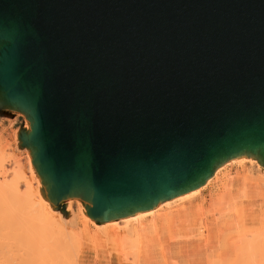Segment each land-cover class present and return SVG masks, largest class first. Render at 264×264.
Returning a JSON list of instances; mask_svg holds the SVG:
<instances>
[{"label":"water","instance_id":"water-1","mask_svg":"<svg viewBox=\"0 0 264 264\" xmlns=\"http://www.w3.org/2000/svg\"><path fill=\"white\" fill-rule=\"evenodd\" d=\"M0 108L98 222L264 164V0H0Z\"/></svg>","mask_w":264,"mask_h":264},{"label":"rangeland","instance_id":"rangeland-1","mask_svg":"<svg viewBox=\"0 0 264 264\" xmlns=\"http://www.w3.org/2000/svg\"><path fill=\"white\" fill-rule=\"evenodd\" d=\"M29 122L21 112L0 108V180L8 179L9 182L18 185L19 197L23 200L24 208L21 221L8 228L9 214L4 207L7 195L5 188H0V254L5 255L6 259L10 258L8 256L25 255L23 249H32L31 251L35 249L33 253L38 255L41 246L44 249L41 252L45 253L47 258L56 259L54 249L57 247L54 246L57 245L53 242L58 243L57 239L62 238L61 242L63 241L65 246L63 240L65 238V242L69 239V243L66 242V246H69L67 252L64 251L66 246L63 251H59L64 253L66 259L69 255L72 256L67 259L70 264H80L82 260L84 264H235L234 259L237 257L240 264L252 261L247 262L246 257H240L241 254H237L239 249L236 248L240 245L238 232L250 235L264 234V175L256 168L250 166L246 168V165L241 163L221 170L217 179L209 178L199 187L200 194L191 204L176 202L163 207L154 225L148 226L151 218L143 220V224L148 227L142 229L140 243L136 239L140 246L135 244V240L129 244L133 240L127 242L126 237L132 236L125 237L124 233L127 234L132 224L128 226L124 224L119 228L115 224L116 230L101 232L96 228L97 220L88 214L89 202L80 197L68 198L59 205L51 201L43 178L33 163L31 151L22 146L19 137L22 131L29 130L27 126ZM247 169H251L253 174L248 175L245 184ZM234 177L245 187L232 194ZM217 193H222L223 199L214 202V194ZM229 203L231 205L228 209ZM216 205H227L225 217L215 212ZM114 219L110 220L111 224L116 222ZM57 222L66 226L64 233L61 234L63 226L58 233L59 228L55 226ZM54 228H57L55 229L57 233ZM135 245L139 246V250L134 247ZM3 257H0V261L6 264L8 260L5 261V258L2 260ZM30 257L32 258V255ZM34 258L36 260L37 256ZM65 258L61 260L64 261ZM242 260L245 262L241 263ZM249 264H264V255L255 258L253 263Z\"/></svg>","mask_w":264,"mask_h":264},{"label":"bare ground","instance_id":"bare-ground-1","mask_svg":"<svg viewBox=\"0 0 264 264\" xmlns=\"http://www.w3.org/2000/svg\"><path fill=\"white\" fill-rule=\"evenodd\" d=\"M27 126H28V128H29V130L27 131V132H30L31 130H32V123L31 122H29L28 124H27ZM241 163H244L245 165H246V168L248 167V166H250V167H252V168H256L257 170H258V172H260V174L261 175H264V164L257 158V157H255V156H251V155H247V154H241V155H239V156H235V157H232V158H230L229 160H227V161H225L224 163H222L219 167H217V169L215 170V173L213 174V176L212 177H210V178H216L217 179V177L219 176V172L221 171V170H223V169H226V168H228V167H230V166H233L234 164H241ZM1 167V166H0ZM1 169V168H0ZM247 175L244 177V183H247V180H248V175H252L253 174V172H252V170L251 169H247ZM255 175V174H254ZM18 176V175H17ZM0 188H5L4 190L6 191V197H5V204H4V207L6 208V211L8 212V214H9V217H8V224H9V226H8V228L12 225V224H15V222H20L21 221V218H22V211H23V200L19 197V192H20V190L18 189V185L16 184V183H14V182H9L8 181V179H5V180H0ZM199 194H200V191H199V187L198 188H195V189H193V190H191V191H188V192H186V193H183V194H181V195H179V196H177V197H174V198H172V199H168V200H164V201H161L160 203H158L157 205H155L153 208H151V209H147V210H138V211H135L134 213H132V214H129V215H127V216H124V217H121V218H115L114 219V221H116L114 224H111V222L110 221H106V222H98L97 221V226H96V228L97 229H99V230H101V232H111V231H113V230H116V227L114 226L115 224H117L118 225V228H119V226H121V225H131L132 224V227L131 228H129V230H127L129 233L131 232V231H133L134 233H132V235H130V234H128V232H127V234L126 233H124L125 235V237L128 235V236H132L131 238H128V237H126L127 238V242H130V241H132V242H130L129 244H132V243H134L135 241V244H137V245H139L138 243H137V240L139 241V243H140V240H141V237H142V229H145L144 227H148V226H151V225H154V224H156L157 223V218H158V216H159V214H161L160 213V211H161V209L163 208V207H165V206H169L170 204H172V203H176V202H189L190 204L199 196ZM232 203V202H231ZM231 203H229L228 204V206L227 205H216L215 206V212H217V213H219L218 215H221V217H225V215H226V213H225V210H226V208H225V206H227L228 207V209H229V207H230V205H231ZM184 204V203H183ZM59 205V204H58ZM176 205V204H175ZM175 205H174V207H175ZM183 206V205H182ZM186 206V205H185ZM177 207V206H176ZM232 207V206H231ZM178 208V207H177ZM230 210H232V209H230ZM167 211H169V210H167ZM167 211H164V212H167ZM229 212H231V211H229ZM234 212V211H233ZM167 215H168V213H166ZM234 214V213H233ZM20 217V218H19ZM231 217V216H230ZM17 218H18V220H17ZM147 218H151V222L149 223L150 225H148V226H146V225H144L143 224V220H145V219H147ZM10 221V222H9ZM13 222V223H12ZM57 225V226H56ZM205 225H206V223H205ZM55 226L56 227H58L59 229H57V228H54V231H55V229H57L58 230V233L59 232H61V231H59V230H61V227H62V232H61V234L62 233H64L65 231H66V229H65V225H63L62 223H56L55 224ZM60 226V227H59ZM155 227V226H154ZM153 227V228H154ZM206 227V226H205ZM212 228V227H211ZM207 229H208V226H207ZM207 229H206V231H207ZM154 232H155V229H154ZM53 233V232H52ZM55 233H57L56 231H55ZM119 233V232H118ZM118 233H117V235H118ZM156 233V232H155ZM238 235H240L239 237V239H240V245H239V248H236V249H239V252L237 251V254H241L240 255V257L242 256V257H246V259L245 258H243V259H245V260H247V262H249V261H251V262H249V263H253V260L255 259V258H257V257H259V256H263L264 255V234L261 236L260 234H243V233H240L239 234V232L237 233ZM135 235V236H134ZM134 237H136V238H134ZM122 238H123V235H122ZM126 238H124V240L126 239ZM177 238V237H176ZM60 239V240H59ZM59 239H57L58 240V243H56V242H53V244L54 245H57V246H54V248L55 247H57V248H55L54 250H55V252H56V259H53V257L52 258H47V256L46 255H44L45 253H43V252H41V251H44V249H43V246H41V247H39V250H40V254H38L39 256H41V257H43V258H41V259H43V260H41L40 258H39V256L37 255V253H33L34 251H35V249H34V251H31L32 249H21L22 251H24V254L25 255H23L22 256V254L21 255H14V256H8V257H10V258H8V259H6L5 258V255H2V254H0V257H3V258H1L2 260L4 259L5 261L6 260H8V262H6V264H11L12 262V264H36V263H34V262H37V261H39L38 262V264H40V263H44V261L47 259V261H45V263L44 264H66V262L70 259V257L72 258V256H70L69 255V259L67 260L66 258H65V255H64V253L63 252H61V251H59V250H62V249H64V247L66 246V242L67 243H69V239H67L66 240V242H65V238H63V240H64V244H65V246L63 245V241L61 242V239L62 238H59ZM131 239V240H130ZM137 239V240H136ZM179 239V238H178ZM57 240H55V241H57ZM135 240V241H134ZM59 241H60V243H59ZM62 243V244H61ZM63 245V246H61V245ZM68 245V244H67ZM134 245V244H133ZM131 246V245H130ZM140 246V245H139ZM139 246H137L136 247V245L134 246L136 249H138L139 250ZM236 246H237V244H236ZM68 247L69 246H66V250H64V251H66L67 252V249H68ZM133 247V246H132ZM134 247H133V250H134ZM238 247V246H237ZM59 248V249H58ZM131 248V247H130ZM56 249H58V250H56ZM21 250H19V252L21 251ZM132 250V249H131ZM137 250V251H138ZM63 251V250H62ZM135 251V250H134ZM235 251V252H236ZM63 253V254H61V253ZM141 252V251H140ZM243 252V253H242ZM21 253V252H20ZM23 253V252H22ZM36 254V255H34L35 257L37 256V258H36V260H35V258H34V256H33V254ZM255 253H260V254H256L255 255ZM30 254V255H29ZM57 254H58V256L59 257H57ZM67 254V253H66ZM128 254H130V253H128ZM134 254V253H133ZM137 254V253H136ZM244 254V255H243ZM32 255V258L30 257ZM61 255V256H60ZM62 255H64V257L62 256ZM26 256V257H25ZM68 256V255H67ZM125 256V255H124ZM128 256V255H127ZM134 256H135V254H134ZM255 256H257V257H255ZM23 257V258H22ZM129 257V256H128ZM127 257V258H128ZM62 258H65L66 259V262H65V259H64V261L63 260H61ZM238 258V259H237ZM236 259H234V261H236V262H234L235 264H240L239 262H238V260H239V257H237ZM40 259V260H39ZM125 259V258H124ZM241 259L242 258H240V261H241ZM58 260H60V261H58ZM74 260H76V259H74ZM129 260V259H128ZM135 260V259H134ZM213 260V259H212ZM218 261H220V259H217ZM249 260V261H248ZM42 261V262H41ZM125 261V260H124ZM216 261V260H215ZM233 261V260H232ZM243 261L244 260H242V262L241 263H243ZM0 262H2V261H0ZM10 262V263H9ZM57 262V263H56ZM65 262V263H64ZM70 262V261H69ZM69 262H67V264L69 263ZM128 262H131V261H128ZM220 262H223L222 260L220 261ZM245 262V261H244ZM5 263V262H4ZM76 263V262H75ZM136 263V262H135ZM248 263V264H249ZM1 264H3V262L1 263ZM70 264V263H69Z\"/></svg>","mask_w":264,"mask_h":264},{"label":"crops","instance_id":"crops-1","mask_svg":"<svg viewBox=\"0 0 264 264\" xmlns=\"http://www.w3.org/2000/svg\"><path fill=\"white\" fill-rule=\"evenodd\" d=\"M246 184V183H245ZM245 186L243 185V183H239V181L236 179V177L233 178L232 180V189H231V192L232 194L235 193L236 190L238 189H243ZM223 194L222 193H217V194H214V202L216 201H221L223 198L221 197ZM218 196H220L219 198H217ZM172 214V213H170ZM85 262H83V260L81 261L80 264H84Z\"/></svg>","mask_w":264,"mask_h":264}]
</instances>
